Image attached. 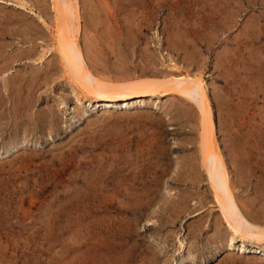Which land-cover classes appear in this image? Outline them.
<instances>
[{
    "label": "rangeland",
    "instance_id": "obj_1",
    "mask_svg": "<svg viewBox=\"0 0 264 264\" xmlns=\"http://www.w3.org/2000/svg\"><path fill=\"white\" fill-rule=\"evenodd\" d=\"M65 3L91 78L53 0H0V264H264V0ZM92 80L152 97L104 107Z\"/></svg>",
    "mask_w": 264,
    "mask_h": 264
},
{
    "label": "bare ground",
    "instance_id": "obj_2",
    "mask_svg": "<svg viewBox=\"0 0 264 264\" xmlns=\"http://www.w3.org/2000/svg\"><path fill=\"white\" fill-rule=\"evenodd\" d=\"M65 1L66 0H53L54 6H55L56 12H57L56 14H57V19H58V31L60 32V36H59L58 40H56L58 42L59 51L62 53V55H64L66 61L69 62V64H70L69 66L74 68L77 72L83 73V76L86 75L87 77L91 78V75L89 74V72L85 66L86 64L84 62L83 55L80 51V46L78 43L77 35L72 36L70 34L68 28H67V25H66V13H67V11L65 10V5L67 2L65 3ZM80 77L81 76H79V78ZM82 78H84V77H82ZM93 83L96 86V89H98L99 92H101V94H103L105 96V97L101 96V97L96 99V102L99 105H102L104 107H109L113 103L117 102V100L119 98H123V97L125 99L123 100L122 104L125 106L132 103L133 102L132 100H138V99L143 98V97H152L151 92H152L153 88H152V90L148 89V88L146 90L144 88L145 90L142 91L140 88L134 87V86H128V87L113 86V85L112 86L111 85L110 86H104V84L97 82L95 80L93 81ZM164 86L169 88L170 90L174 89L176 91H179V93H183V94H185L191 98L197 99L199 101V103L201 104L204 115H205L204 119H206V121H207V122H205V123H207V133H208V137L206 139L207 140L206 149L208 151V156H209V158L207 157L209 160V164H208L209 166L207 167V172L209 174V178L213 179L214 175H216L215 170L218 168V167H216L218 165V164L216 165V163L218 161L219 154H218V148L216 145V141L214 139L211 109H210V105L208 102V98L206 96L203 80L199 77H190L189 75L182 73L181 75L173 77L167 84H164L163 87ZM217 172L218 171H216V173ZM219 174H220V172H219ZM216 178H220V176L215 177L214 179H216ZM211 179H210V181H211ZM220 181L221 180H219V184H220ZM215 184L219 185L218 183H215ZM220 188H222V187H220ZM220 191L223 195L222 190H220ZM223 208H221V209H223ZM225 216H226V214H225ZM230 217L226 216L227 222H228L227 224H228L230 231L232 232V235H233V237L229 241V246L231 245L234 238L242 239L243 238L242 234H245L243 232V231H245V229L242 228L243 231H241L240 227H238L233 222L232 218H230ZM249 236L253 237V235H249ZM258 248H260L261 250H264V246H259V247L255 248L254 252H257Z\"/></svg>",
    "mask_w": 264,
    "mask_h": 264
}]
</instances>
